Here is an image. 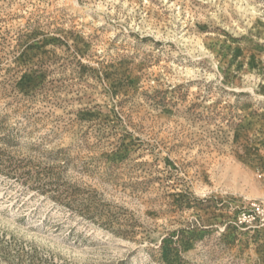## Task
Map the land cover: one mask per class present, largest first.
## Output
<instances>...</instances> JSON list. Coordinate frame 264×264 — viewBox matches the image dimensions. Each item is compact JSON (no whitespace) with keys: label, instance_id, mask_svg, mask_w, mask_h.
<instances>
[{"label":"rangeland","instance_id":"rangeland-1","mask_svg":"<svg viewBox=\"0 0 264 264\" xmlns=\"http://www.w3.org/2000/svg\"><path fill=\"white\" fill-rule=\"evenodd\" d=\"M264 0H0V264H264Z\"/></svg>","mask_w":264,"mask_h":264},{"label":"built area","instance_id":"built-area-1","mask_svg":"<svg viewBox=\"0 0 264 264\" xmlns=\"http://www.w3.org/2000/svg\"><path fill=\"white\" fill-rule=\"evenodd\" d=\"M259 177L264 185V172ZM237 221L246 230L264 231V196L250 201L239 214Z\"/></svg>","mask_w":264,"mask_h":264}]
</instances>
